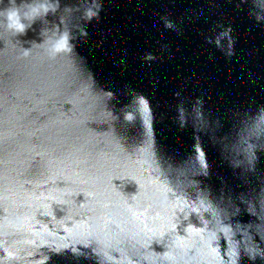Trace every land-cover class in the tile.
<instances>
[{"label":"water","instance_id":"1","mask_svg":"<svg viewBox=\"0 0 264 264\" xmlns=\"http://www.w3.org/2000/svg\"><path fill=\"white\" fill-rule=\"evenodd\" d=\"M0 264H264V0H0Z\"/></svg>","mask_w":264,"mask_h":264}]
</instances>
